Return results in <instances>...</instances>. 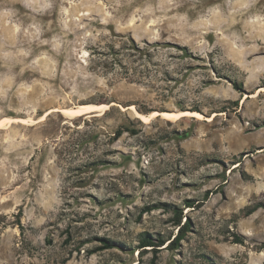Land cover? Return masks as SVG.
<instances>
[{
	"label": "clouds",
	"instance_id": "1",
	"mask_svg": "<svg viewBox=\"0 0 264 264\" xmlns=\"http://www.w3.org/2000/svg\"><path fill=\"white\" fill-rule=\"evenodd\" d=\"M0 16L34 74L0 78V264H264V0Z\"/></svg>",
	"mask_w": 264,
	"mask_h": 264
},
{
	"label": "rangeland",
	"instance_id": "2",
	"mask_svg": "<svg viewBox=\"0 0 264 264\" xmlns=\"http://www.w3.org/2000/svg\"><path fill=\"white\" fill-rule=\"evenodd\" d=\"M5 4V0H0V12L3 11V7ZM16 8H19L20 6L17 4L15 5ZM13 21H24L27 22L26 19L23 16H15L10 18ZM8 37V29L4 23L3 17L0 16V64L7 65L8 68H0V78L2 77H10L17 80H29L34 74L30 72H24L23 76H17L16 73L18 71V68L16 66V59L12 56H5L4 53L15 51V49H12L9 47L10 40ZM0 105H3L5 107H11V108H21L23 107L22 102L18 101L15 98H10L9 94L4 93L3 91H0ZM172 119V118H170ZM175 120V119H172ZM163 211L168 212L169 215L176 216L179 218L180 213L175 211H170L169 209H163ZM183 223V221H180ZM181 235L177 236L176 233H173L174 237V244L177 246L181 244L183 241V235L186 234L185 229L180 230ZM148 247H153L155 245L149 244L146 245ZM200 253L198 250L189 249V255H188V264H206V262L201 261L199 259ZM162 264H165V262L162 261Z\"/></svg>",
	"mask_w": 264,
	"mask_h": 264
},
{
	"label": "bare ground",
	"instance_id": "3",
	"mask_svg": "<svg viewBox=\"0 0 264 264\" xmlns=\"http://www.w3.org/2000/svg\"><path fill=\"white\" fill-rule=\"evenodd\" d=\"M81 111H88V109H86V108H85V109H81ZM170 118H172V119H176L175 116H171V117H169V119H170Z\"/></svg>",
	"mask_w": 264,
	"mask_h": 264
},
{
	"label": "trees",
	"instance_id": "4",
	"mask_svg": "<svg viewBox=\"0 0 264 264\" xmlns=\"http://www.w3.org/2000/svg\"><path fill=\"white\" fill-rule=\"evenodd\" d=\"M143 243H144L145 245H149L150 243L153 244L152 241H143Z\"/></svg>",
	"mask_w": 264,
	"mask_h": 264
}]
</instances>
